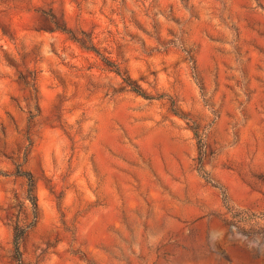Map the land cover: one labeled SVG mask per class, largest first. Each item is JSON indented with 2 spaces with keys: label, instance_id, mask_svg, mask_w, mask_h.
<instances>
[{
  "label": "rangeland",
  "instance_id": "rangeland-1",
  "mask_svg": "<svg viewBox=\"0 0 264 264\" xmlns=\"http://www.w3.org/2000/svg\"><path fill=\"white\" fill-rule=\"evenodd\" d=\"M15 225L25 264H264V0H0V264Z\"/></svg>",
  "mask_w": 264,
  "mask_h": 264
},
{
  "label": "trees",
  "instance_id": "trees-1",
  "mask_svg": "<svg viewBox=\"0 0 264 264\" xmlns=\"http://www.w3.org/2000/svg\"><path fill=\"white\" fill-rule=\"evenodd\" d=\"M115 72L119 74V69L116 68ZM126 82V80H124ZM127 85L130 87V90L140 94V88L138 86L132 85L130 82H126ZM22 175L24 172H20ZM27 178V189H26V198L29 200L33 218L36 219V210H37V204H36V198L34 194V180L32 176L28 173L25 174ZM28 227V225H27ZM25 234V229L22 228L19 225L14 226V252L12 254V263L13 264H25L21 258L20 250H19V242L21 238Z\"/></svg>",
  "mask_w": 264,
  "mask_h": 264
}]
</instances>
